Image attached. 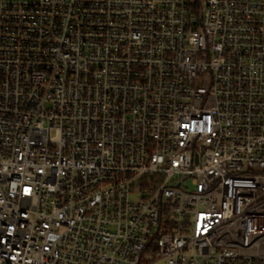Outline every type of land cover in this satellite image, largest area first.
<instances>
[{"label": "built area", "instance_id": "obj_1", "mask_svg": "<svg viewBox=\"0 0 264 264\" xmlns=\"http://www.w3.org/2000/svg\"><path fill=\"white\" fill-rule=\"evenodd\" d=\"M0 264H264V0H0Z\"/></svg>", "mask_w": 264, "mask_h": 264}]
</instances>
